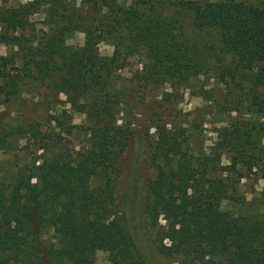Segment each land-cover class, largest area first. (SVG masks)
Instances as JSON below:
<instances>
[{
  "label": "trees",
  "instance_id": "1",
  "mask_svg": "<svg viewBox=\"0 0 264 264\" xmlns=\"http://www.w3.org/2000/svg\"><path fill=\"white\" fill-rule=\"evenodd\" d=\"M1 9L0 19L41 10L49 29L22 75L9 71L11 56L0 55V102L16 93L20 80L34 78L86 115L89 139L70 151L59 133H42L32 121L17 127L24 139L19 147L15 130L0 128V150L15 151L8 167L0 165V264H95L98 250L112 253L115 264H136L135 240L116 214L119 160L133 129L118 123L113 70L135 55L143 60L144 79L175 85L200 73L210 56L226 53L235 58L233 69L252 73L235 103L238 114L217 129L229 162L221 165V153L197 159L182 131L155 125L156 174L146 213L158 251L179 254L181 264H264V194L249 202L237 192L242 177L264 174V6L243 0H80L78 6L74 0H30ZM75 30L85 40L72 50L65 39ZM212 37L220 55L208 47ZM18 39L3 33L0 42ZM99 40L112 42L111 56L98 53ZM222 200L245 211L221 209ZM52 229L55 239L46 242Z\"/></svg>",
  "mask_w": 264,
  "mask_h": 264
},
{
  "label": "rangeland",
  "instance_id": "2",
  "mask_svg": "<svg viewBox=\"0 0 264 264\" xmlns=\"http://www.w3.org/2000/svg\"><path fill=\"white\" fill-rule=\"evenodd\" d=\"M29 1L9 0L4 3L0 0L1 11ZM74 1L78 6L80 0ZM243 1L264 6V0ZM46 21L41 10L30 12L20 19L1 17L0 37L3 33L19 36L16 43L0 42V55L12 57L8 65L11 74L22 75L24 62L29 55L37 54L41 49L43 44L40 37L49 29ZM84 40V32L75 30L66 36L65 45L77 50ZM207 44L220 55L214 37L209 38ZM96 48L102 56H111L114 51L112 42L108 40H99ZM234 59L229 53L223 54L220 59L210 56L207 66L200 73L175 85L144 79L141 75L143 60L135 55L113 70L111 89L119 100L118 123L133 129L130 143L119 160L122 173L116 179L115 190L120 211L116 214L135 240L139 255L134 252L136 264H181L179 254H162L158 251L154 228L146 213L150 183L156 174L152 162L155 125L165 123L170 129L182 131L189 144V153L197 159L210 153H221V165L228 164L229 154L218 146L217 129L238 114L234 110L237 107L235 103L248 91L252 74L233 69ZM260 119L264 121V116ZM32 121L42 133H59L70 151H78L88 145L86 115L73 110L63 94L54 93L34 78H27L19 81L16 93L2 97L0 128L15 130L20 147L24 139L17 127ZM35 151V148H31V155ZM13 152L0 150V165L8 167L14 160ZM237 190L246 201L260 199L264 194V174L253 172L242 177L237 183ZM228 203L222 200L221 209H229L233 213L245 211L238 205ZM261 209L264 210V206ZM163 222L160 219V223ZM44 239L46 242L53 241L55 229L50 230ZM115 259L108 251L98 250L95 254V264H115Z\"/></svg>",
  "mask_w": 264,
  "mask_h": 264
}]
</instances>
